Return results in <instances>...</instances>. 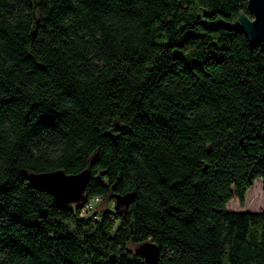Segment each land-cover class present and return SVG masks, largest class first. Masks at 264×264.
<instances>
[{
	"label": "trees",
	"instance_id": "16d2710c",
	"mask_svg": "<svg viewBox=\"0 0 264 264\" xmlns=\"http://www.w3.org/2000/svg\"><path fill=\"white\" fill-rule=\"evenodd\" d=\"M239 11L0 0V264H264V207H227L264 197V42L207 23ZM87 166L85 213L27 177Z\"/></svg>",
	"mask_w": 264,
	"mask_h": 264
},
{
	"label": "water",
	"instance_id": "95a60500",
	"mask_svg": "<svg viewBox=\"0 0 264 264\" xmlns=\"http://www.w3.org/2000/svg\"><path fill=\"white\" fill-rule=\"evenodd\" d=\"M252 16L239 11L232 21L218 17L207 22L210 26L222 24L231 29L243 32L251 44L264 42V0H248ZM30 185L50 193L57 204L84 200V189L91 178L87 166L77 172H66L62 168L42 171H30L27 175ZM137 251L143 256L145 264H156L159 247L152 240L141 242Z\"/></svg>",
	"mask_w": 264,
	"mask_h": 264
},
{
	"label": "rangeland",
	"instance_id": "374dc122",
	"mask_svg": "<svg viewBox=\"0 0 264 264\" xmlns=\"http://www.w3.org/2000/svg\"><path fill=\"white\" fill-rule=\"evenodd\" d=\"M111 202L109 203L110 205H112ZM227 207L233 210H261L264 207L261 178H256L252 186L246 190L244 204H240L238 199L233 195L227 202ZM129 248L134 250L136 246L130 243Z\"/></svg>",
	"mask_w": 264,
	"mask_h": 264
},
{
	"label": "built area",
	"instance_id": "2783aa9c",
	"mask_svg": "<svg viewBox=\"0 0 264 264\" xmlns=\"http://www.w3.org/2000/svg\"><path fill=\"white\" fill-rule=\"evenodd\" d=\"M100 196L98 195H93L89 198H84V200L80 203L81 204V213H85L91 208H94L95 205L100 201Z\"/></svg>",
	"mask_w": 264,
	"mask_h": 264
}]
</instances>
